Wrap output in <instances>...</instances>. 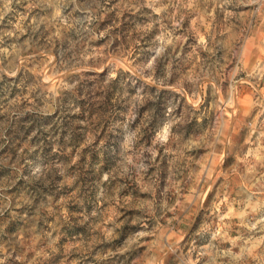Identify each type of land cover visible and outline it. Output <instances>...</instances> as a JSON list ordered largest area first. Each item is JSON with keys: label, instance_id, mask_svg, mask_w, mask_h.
Instances as JSON below:
<instances>
[{"label": "rangeland", "instance_id": "1", "mask_svg": "<svg viewBox=\"0 0 264 264\" xmlns=\"http://www.w3.org/2000/svg\"><path fill=\"white\" fill-rule=\"evenodd\" d=\"M0 264H264V0H0Z\"/></svg>", "mask_w": 264, "mask_h": 264}]
</instances>
